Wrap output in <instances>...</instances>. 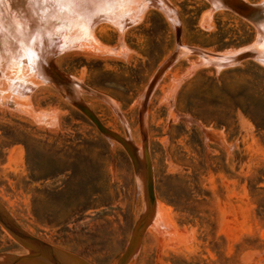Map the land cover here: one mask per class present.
Listing matches in <instances>:
<instances>
[{
	"label": "rangeland",
	"instance_id": "obj_1",
	"mask_svg": "<svg viewBox=\"0 0 264 264\" xmlns=\"http://www.w3.org/2000/svg\"><path fill=\"white\" fill-rule=\"evenodd\" d=\"M222 3L0 0V207L20 229L119 264L145 152L154 207L126 264H264V12ZM26 254L0 226V256Z\"/></svg>",
	"mask_w": 264,
	"mask_h": 264
},
{
	"label": "water",
	"instance_id": "obj_2",
	"mask_svg": "<svg viewBox=\"0 0 264 264\" xmlns=\"http://www.w3.org/2000/svg\"><path fill=\"white\" fill-rule=\"evenodd\" d=\"M228 9L234 11L235 13L250 17L251 19H257L261 17L264 12L263 6H250L241 0H223L222 3ZM178 33V31H177ZM179 36V33L177 34ZM250 56H254L252 50H245L238 52L236 54L228 55L223 63L226 62H238V60H242L244 58H248ZM173 56L169 58L159 69L156 76L152 80L151 84L148 87V91L146 92L145 99H147L148 93L150 89L153 87L154 83L161 75V73L172 63ZM222 63V64H223ZM221 64V65H222ZM51 67V66H50ZM53 70V68H51ZM61 81L68 82L65 78L61 77ZM72 104L80 110L96 127V129L102 134L104 137L116 140L120 142L127 151L132 155L130 151V146L120 137L112 134L108 130H106L102 124L97 120V118L81 103L76 100H73ZM133 164L135 170H138L139 167H142V175L145 182L146 187V211L140 217L138 222L136 223L133 231L132 237L129 242L128 248L122 258L120 259L119 264H126V262L134 255L136 249L138 248L142 233L144 228L149 223L153 207L155 201L154 194V186L151 174V167L147 159V155L143 153L144 164L138 161L136 156L132 155ZM0 226L6 230V232L25 250H27L26 255L16 256H0V264H87L82 261L80 258L69 254L67 252L58 250L49 244L27 234L22 229H20L12 219L6 215V213L0 207Z\"/></svg>",
	"mask_w": 264,
	"mask_h": 264
},
{
	"label": "bare ground",
	"instance_id": "obj_3",
	"mask_svg": "<svg viewBox=\"0 0 264 264\" xmlns=\"http://www.w3.org/2000/svg\"><path fill=\"white\" fill-rule=\"evenodd\" d=\"M96 1V0H95ZM93 3H94V1H92ZM122 9V8H121ZM128 9V8H127ZM122 10H124V9H122ZM115 11V10H114ZM114 11H113V13H114ZM119 12V11H118ZM124 14V13H123ZM118 17V16H117ZM64 39V38H63ZM76 43V42H75ZM28 54V53H27ZM227 57V56H226ZM32 58V57H31ZM141 180V179H140ZM155 231V230H154ZM153 232V231H152Z\"/></svg>",
	"mask_w": 264,
	"mask_h": 264
}]
</instances>
